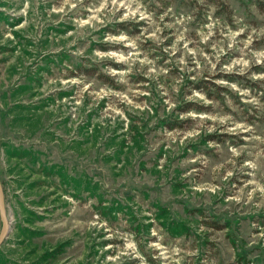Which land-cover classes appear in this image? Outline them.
Segmentation results:
<instances>
[{"label":"rangeland","instance_id":"rangeland-1","mask_svg":"<svg viewBox=\"0 0 264 264\" xmlns=\"http://www.w3.org/2000/svg\"><path fill=\"white\" fill-rule=\"evenodd\" d=\"M60 2L0 0V178L10 220V232L0 246V264H106L105 258L116 254L129 233L149 264H160L153 259L155 250L146 246L149 239L156 240L150 235L154 228L163 233L169 249L180 248L181 264H264V194L257 191L251 199L247 195L254 187L249 180L264 184V139H244L264 138V103L246 105L233 90L216 83L234 81L251 87L254 94L264 90V81L249 79L251 71H264V65L254 64L247 75L219 70L240 54L239 41L247 32L241 33L237 47L225 53L214 73L209 74L205 65L199 80L189 79L196 69L188 56L193 71H183L179 91L174 92L172 86L182 75L177 60L183 41L170 58L164 49L175 40L177 29L166 28L161 35L168 39L161 44L145 39L140 47L150 59L159 57L158 68L169 71L150 79L143 75L145 66L130 74L125 85L90 59L92 49L127 55L131 48L99 41L106 31L137 36L147 23L113 21L95 32L87 26L76 28L73 18L87 16L84 6L98 0H83L63 18L60 14L49 18L51 6ZM170 4L177 16L192 13L186 39L194 41L189 47L199 45L206 52L211 51L209 44L222 39L225 22L235 28L234 18L244 17L252 26L264 25V0H151L149 6L160 12ZM210 5L216 6L213 18L220 24L208 43L200 44L195 30L208 22ZM165 20L171 22L173 17ZM253 47H264V39ZM78 49L85 55L77 54ZM104 86L136 89L128 92L134 104L111 94L98 98L96 92ZM193 88L214 103L185 100ZM169 97L178 101L172 114L165 112ZM109 105L121 108L125 118ZM189 111L230 112L253 129L231 134L220 126L208 133L212 122L206 120L199 136L181 143L184 133L200 123L192 117L179 118ZM166 129L174 135L167 136ZM229 145L242 147L235 165L225 163L231 156ZM194 156L204 162L188 163ZM249 159L256 168L242 167ZM222 163L233 168L234 175L222 182L220 191L192 189L193 183L222 175L223 169L213 171ZM193 167L198 171L185 176ZM238 193L239 200L228 199ZM1 221L0 217V233ZM109 244L111 248L106 247ZM138 259L122 256L118 264H138Z\"/></svg>","mask_w":264,"mask_h":264},{"label":"clouds","instance_id":"clouds-1","mask_svg":"<svg viewBox=\"0 0 264 264\" xmlns=\"http://www.w3.org/2000/svg\"><path fill=\"white\" fill-rule=\"evenodd\" d=\"M203 2V0H200ZM151 0H98V2H93L90 5H85L88 15L85 17H74L73 24L76 28H83L87 26L91 31H98L100 27L106 26L113 21L115 23H124V22H146L147 27L141 30V33L137 36H129L125 32H120L119 34H113L111 32H105L102 36L99 43L104 44H122L125 47L131 48L132 51H129L125 55L121 51H116L113 49H102V48H93L91 52L90 59L94 63L103 64V71L111 76H118L119 82L122 84H128V76L134 71H140L145 66H147V71H143V75L149 77L150 79H156L161 73H167L169 71L166 67H157L156 60L149 58V53L144 52L140 47V43L145 40H153L157 44H161L163 40L168 39L161 34L166 28H176L175 40L170 47L165 48L164 51L169 53L170 58L180 49L181 41H183L182 48L183 54L178 58L177 63L180 65L182 70V75L177 78L176 82L173 84L172 88L174 92H178L179 85L183 81V71L186 69L191 72L193 69L188 68V56H191L192 62L195 65L196 75H192L189 79L196 81L202 78L203 69L207 65V70L209 74L214 73L217 70V64L225 53L232 48L237 47V38L241 33L247 32V35L244 39L239 41V44H242L243 47H239V55L234 56L231 59L230 63H224L219 69L225 73H239L242 75H247L250 72V69L253 65H264V47L254 48L253 44L258 39H264V25L261 26H252L245 22L244 17L234 18V23L237 24V27L233 28L230 24L224 23L221 31L222 39H218L213 43L209 44L208 47L211 48L210 52H206L203 47L197 45L195 47H189V44L194 43L192 39H186V34L188 32L187 24L194 19L192 13H180L179 16L173 11V6L170 4L163 11L157 12L155 9L150 8ZM83 0H61L57 4H53L49 9V18L53 14H60L61 18L64 15H67L73 9H76L78 5H82ZM157 7H161L157 3ZM216 11L215 5H210L207 12V23L202 24L200 27L196 28V35L199 37L200 44H207L211 37L215 34L217 26L220 24L218 18L214 19L213 14ZM172 16L173 20L171 22L166 21L165 18ZM72 31H75L73 29ZM71 34V33H69ZM5 36H11V33H5ZM225 41L227 42V47H225ZM74 42V41H73ZM77 54L85 55L83 49L76 50ZM202 57L203 60L199 59ZM106 61H112L115 63H124L127 65L126 68L117 69L116 67L111 66V64L106 63ZM139 64V68L136 67V64ZM249 79L252 81H264V71H251ZM217 84L225 86L233 90L240 100L246 105H253L256 107L261 106L264 101L261 100V97H264V90L257 89V93H253L251 87H241L239 83L234 81H229L226 79H219L216 81ZM159 88H164L163 84L158 85ZM135 92L136 89L126 88L124 91H118L110 86L101 87L96 96L98 98H103L107 95H116L125 101L129 105H133V100L129 97L128 92ZM166 90L161 92V95H165ZM187 101H197L205 105H211L214 103L213 100H210L207 95L195 88L191 90V95L184 98ZM77 104L80 103L79 100L76 101ZM166 108L165 112L172 114L175 109L178 108V101L169 97L164 101ZM135 107H140L136 104ZM229 106L233 107L234 111H238L235 106L232 105V102L229 101ZM112 108V111L119 113L122 118H125L124 112L121 108L115 107L114 105H109ZM179 118H196L200 123L199 126L188 130L184 133L181 138V143L190 138H195L200 135L204 128V121H211L212 123L207 126V132L212 133L217 130L218 127L223 126L221 129L224 132L235 134L239 132H250L253 129V125L246 123L242 120L236 119L232 113L225 112H215V113H205V112H195L189 111L186 113L178 114ZM165 134L167 136H173V131H168L166 129ZM245 140L264 139L259 135L254 136H245ZM209 147H215L213 144H209ZM229 151L231 156L225 163H230L235 165L236 159L242 154V147H233L229 145ZM197 161H203L201 156H194L189 159L188 163L195 164ZM225 163L217 164L214 166L213 171L219 173L223 169L222 175H213L211 181H205L202 183H193L191 185L194 191H200L203 189H210L212 192H218L222 188V182L230 180L234 175L233 168H225ZM242 167L256 168L257 164L253 160H244ZM198 171L197 168L193 167L189 171L185 172V176H191L193 173ZM221 181V183H214V181ZM248 184L254 185L248 192V199H251L253 194L259 191L264 194V184H261L257 180H249ZM241 191V190H240ZM241 197L239 193L235 196H230L228 199L239 200ZM264 234V233H262ZM113 235L109 232L108 237ZM150 235L156 237V240L149 239L147 241V248L153 249L152 252L153 259H159L160 264H181L182 257L178 256L177 253L180 252L178 246H173L169 249L164 243V235L162 232L156 230L155 228L150 230ZM105 237V238H108ZM124 244L118 249L115 255H109L105 258L107 264L108 261L113 262V264H118L120 258L131 255L133 258H139L138 264H149V260L145 255L138 249L137 242L132 238V234H127L122 237ZM111 248L112 245L109 244L106 246ZM103 251V249H102Z\"/></svg>","mask_w":264,"mask_h":264},{"label":"water","instance_id":"water-1","mask_svg":"<svg viewBox=\"0 0 264 264\" xmlns=\"http://www.w3.org/2000/svg\"><path fill=\"white\" fill-rule=\"evenodd\" d=\"M1 178H0V217H1V222L3 223V228L2 232L0 233V246L5 242L6 238L8 237V234L10 232V220L7 215L6 211V203H5V196L4 195V190H3V185L1 183Z\"/></svg>","mask_w":264,"mask_h":264}]
</instances>
